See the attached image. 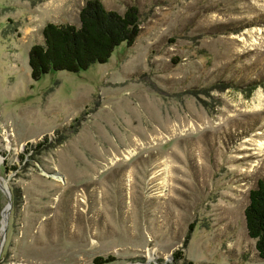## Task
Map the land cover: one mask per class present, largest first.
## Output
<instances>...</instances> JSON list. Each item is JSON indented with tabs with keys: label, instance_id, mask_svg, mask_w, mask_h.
I'll return each instance as SVG.
<instances>
[{
	"label": "rangeland",
	"instance_id": "rangeland-1",
	"mask_svg": "<svg viewBox=\"0 0 264 264\" xmlns=\"http://www.w3.org/2000/svg\"><path fill=\"white\" fill-rule=\"evenodd\" d=\"M85 1L0 0V239L16 191L0 264H264L244 224L264 180V0H100L137 8L134 45L32 81L42 28L78 26Z\"/></svg>",
	"mask_w": 264,
	"mask_h": 264
},
{
	"label": "trees",
	"instance_id": "trees-1",
	"mask_svg": "<svg viewBox=\"0 0 264 264\" xmlns=\"http://www.w3.org/2000/svg\"><path fill=\"white\" fill-rule=\"evenodd\" d=\"M78 21V26L44 25L42 43L31 46L28 51L32 81H38L51 72L77 74L93 65L106 64L118 46L125 44L128 48L132 47L141 32L139 12L135 6H129L119 14L107 10L100 0H86L79 10ZM11 169L15 171L17 168L13 166ZM10 193L14 201L16 191L11 189ZM244 224L248 238L254 241L258 257L264 260V180H259L256 187L249 191ZM172 258L175 262L183 260L180 251L172 254ZM113 261L115 259L110 256L96 257L92 263L108 264ZM185 264L193 263L187 261Z\"/></svg>",
	"mask_w": 264,
	"mask_h": 264
},
{
	"label": "water",
	"instance_id": "water-1",
	"mask_svg": "<svg viewBox=\"0 0 264 264\" xmlns=\"http://www.w3.org/2000/svg\"><path fill=\"white\" fill-rule=\"evenodd\" d=\"M6 194H7V198H8V204L4 210V212H6V216L3 217V225H2V236H1V239H0V250H1V247H2V244L4 242V235H5V232H6V227H7V224H8V219H7V215L9 213V209L11 208V198H10V192L6 189Z\"/></svg>",
	"mask_w": 264,
	"mask_h": 264
}]
</instances>
